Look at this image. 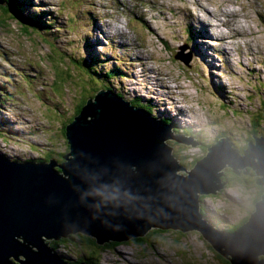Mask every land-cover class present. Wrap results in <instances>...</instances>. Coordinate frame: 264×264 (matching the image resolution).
I'll return each mask as SVG.
<instances>
[{"label":"rangeland","instance_id":"1","mask_svg":"<svg viewBox=\"0 0 264 264\" xmlns=\"http://www.w3.org/2000/svg\"><path fill=\"white\" fill-rule=\"evenodd\" d=\"M22 1L27 14L45 12L40 25L48 23L51 29L26 32L0 9V154L5 159L61 161L68 151L63 126L106 83L120 84L125 92L115 95L132 106L147 105L152 117L169 120L173 135L199 143L163 141L184 169L175 175L187 176L194 161L221 137L239 154L248 141L255 143L254 136L264 138V0ZM184 5L187 10H180ZM28 25L33 31L38 23ZM176 50L189 57V66L174 59ZM87 64L100 72L93 75L101 81L87 75ZM110 65L124 75L106 79L103 72ZM142 65L147 86L158 82L168 88L155 102L147 99L143 86L137 96L131 91L130 78ZM171 109L177 113L169 114ZM8 119L11 127L5 125ZM239 172L226 165L220 191L196 193L199 218L212 228L232 233L254 211L262 189L255 183L258 176L247 167ZM71 236L52 239L49 246L72 264L86 263L82 255L89 251L94 254L88 264H230L195 229L151 227L144 237L108 243L104 249Z\"/></svg>","mask_w":264,"mask_h":264},{"label":"water","instance_id":"2","mask_svg":"<svg viewBox=\"0 0 264 264\" xmlns=\"http://www.w3.org/2000/svg\"><path fill=\"white\" fill-rule=\"evenodd\" d=\"M170 128L100 89L65 125L63 162L0 154V264H12L9 256L20 264H69L48 241L82 233L104 245L144 236L151 227L195 229L230 264H264V138L254 136L239 154L221 137L181 177L175 171L184 169L163 141L199 143ZM226 165L237 174L253 169L263 187L248 220L232 233L201 221L196 202V193L215 194L225 185Z\"/></svg>","mask_w":264,"mask_h":264},{"label":"trees","instance_id":"3","mask_svg":"<svg viewBox=\"0 0 264 264\" xmlns=\"http://www.w3.org/2000/svg\"><path fill=\"white\" fill-rule=\"evenodd\" d=\"M4 1V4H2V5H0V9L2 10V13L3 14H8V16H10V18L11 19H14V20H16L17 22H20V24L22 25V29L24 30V31H26V32H28V31H30V32H35V31H42V32H44V33H48L49 32V29H51L50 28V24H48V23H46V24H44L43 26H41L40 25V21L42 20V18H43V16L44 15H46V13L45 12H41V11H39V12H36V13H34L33 15H31V14H27V13H25V10H24V4H23V1L22 0H3ZM33 22H36V23H38V26H37V28H36V30H31L30 29V27H29V25H28V23H33ZM53 22V21H52ZM86 41V40H85ZM90 45H88V48H89V52L88 53H90V52H92L91 50H92V48H90V46H91V43H89ZM87 53V54H88ZM83 59H84V57L83 58H81L80 59V61H79V63L80 62H82L83 61ZM85 62H87V61H85ZM77 63H78V59H77ZM94 65H90V64H87L86 65V67H85V69L87 70V75H89V77L90 78H92V79H94V82L95 81H100L98 78L97 79H95V77H94V75H93V73L94 74H96L95 73V71H94ZM117 67V66H116ZM118 69H120L119 67H117ZM99 74H100V72H99ZM99 74H96L97 76H99ZM106 76H108V77H110V78H113V74H111L109 71H107V72H105L104 73ZM89 81H92V80H90V79H88ZM93 82V81H92ZM3 89H0V95H2L3 94ZM132 103V102H131ZM85 104V101H83L80 105H78L77 106V110H76V112H75V114H73V116H75L76 114H78V112L80 111V108L82 107V105H84ZM144 105V104H143ZM139 106V105H138ZM145 107L147 106V105H144ZM143 107V106H142ZM146 110L147 111H149V112H151L150 111V109H148V108H146ZM73 116L68 120V121H70L72 118H73ZM162 122H164L165 124H168L169 123V121L168 120H164V119H162L161 120ZM66 125V124H65ZM64 125V126H65ZM63 126V127H64ZM63 135H64V137H65V131H64V128H63ZM194 162H196V161H194ZM193 162V163H194ZM195 164V163H194ZM200 214H201V211H200ZM241 225H242V223H240ZM233 227H235V229H237V226L235 225V226H233ZM231 228V227H230ZM230 228H228L227 230H229ZM68 239H72V240H74V241H77V242H83L84 244H88V245H90V246H96V247H99V245L98 244H96L95 243V241L93 240V239H90V238H88L87 236H85V235H83V234H81V233H77V234H75L73 237L71 236L70 238H68ZM64 240H66V239H64ZM111 244H115L114 242H111ZM116 244H118L117 242H116ZM104 246H108L107 244L106 245H103L101 248L102 249H104ZM87 251V250H86ZM94 254V251H89V254H87V252L86 253H83V255H82V257L84 256V257H86V259H85V262L87 263V260H88V258H90L92 255ZM81 260L80 259H77L76 260V262H80ZM88 264V263H87Z\"/></svg>","mask_w":264,"mask_h":264},{"label":"bare ground","instance_id":"4","mask_svg":"<svg viewBox=\"0 0 264 264\" xmlns=\"http://www.w3.org/2000/svg\"><path fill=\"white\" fill-rule=\"evenodd\" d=\"M106 7V6H105ZM138 7V5L137 4H135V8H137ZM153 7V9H156V6L155 5H153L152 6ZM134 8V9H135ZM180 10H182V11H184V10H187V5H184L183 7H180ZM138 16H139V14H138ZM143 16H145V14H143ZM217 25V24H216ZM116 30L118 31V33H119V30L116 28ZM104 35H109L108 33H106V32H103V31H101ZM239 34V33H238ZM112 37L114 38V37H117V35L116 34H114V35H112ZM226 37H230V38H235L233 35H230V36H225V35H223L222 36V39H225ZM123 43H125V42H123ZM96 54V53H95ZM173 56H175L174 57V59H176V60H178V61H180L181 63H183L185 66H189V62H190V60L188 59V58H185V57H183V53H181V50H179V51H177L176 50V52L174 53V55ZM92 62H94V63H96L94 60H92ZM91 62V63H92ZM106 62V61H105ZM101 64V63H100ZM137 70H138V73H137V75H133V77H131L130 79L134 82V86H133V88L131 89V91H132V93H134V95H139V92L137 91V89H138V87L139 86H143L144 88H145V90H146V92L147 93H149L150 94V96L149 97H147V99H149V100H151L152 102H155V98L156 97H158V96H160L161 95V93H160V90L162 89V90H168V88H165L164 86H162L160 83H158V82H154V83H152L151 85H149V86H147L146 85V82L144 81V80H142L143 79V76L144 75H146V71H145V69H144V66L142 65V66H140V67H137ZM107 71H109L111 74H113L112 76H113V78H110V77H108V76H106L104 73L105 72H107ZM103 75L106 77V79H109L110 78V80L112 81V80H114L116 77H121V76H123L124 75V73H122V72H120L119 70H117V67L116 66H113V65H110V66H108V67H106L105 68V70H104V72H103ZM35 77V76H34ZM99 79V78H98ZM100 80V79H99ZM101 81V80H100ZM158 81H160V79L158 80ZM106 83V82H105ZM142 84H144V85H142ZM122 86H123V84H122ZM95 87V86H94ZM120 87H121V85L120 84H118V85H114V84H108V83H106V85H105V87H101V90H103V91H105V90H110L111 92H113L114 94H115V92H117V91H119L120 93L121 92H125L124 91V89H120ZM177 87L178 88H181L180 86H178L177 85ZM98 88H100V87H97L96 89H95V91L96 92H98L100 89H98ZM123 88V87H122ZM171 93V92H170ZM93 94V96L95 95V93L93 92L92 93ZM93 98V97H92ZM92 98L90 99V100H92ZM87 101V100H86ZM125 101H127V102H131L130 100H125ZM143 105L141 104V105H139V106H137V107H139V108H141V109H143V110H145V108H144V106L142 107ZM177 108L179 109V110H181V111H183V107H181V106H177ZM166 112H168V111H166ZM169 114H174V113H177V111H175V110H170L169 112H168ZM178 122L180 121L177 117H174ZM6 119V118H5ZM6 121V126L7 127H11V120H5ZM188 124V123H187ZM174 125H177V123H174ZM181 125V124H180ZM182 136H185V135H182ZM185 137H187V136H185ZM221 189H219L218 191H220ZM217 191V192H218ZM210 194V193H209ZM238 199V198H237ZM239 200V199H238ZM200 206H198V208H199ZM172 229V228H171ZM118 243V242H117ZM46 247V246H45ZM47 248V250L49 251V253L53 256V252L48 248V247H46ZM128 254V253H127ZM8 260L12 263V264H20L18 261H16V260H14L13 259V257L12 256H9L8 257Z\"/></svg>","mask_w":264,"mask_h":264},{"label":"clouds","instance_id":"5","mask_svg":"<svg viewBox=\"0 0 264 264\" xmlns=\"http://www.w3.org/2000/svg\"><path fill=\"white\" fill-rule=\"evenodd\" d=\"M49 14H51L50 12H49ZM174 57V56H173ZM117 95H119L118 93H116ZM120 96V95H119ZM263 107H264V105H263ZM263 109V108H262ZM145 110H146V108H145ZM147 111V110H146ZM147 112H149V111H147ZM149 113H151V112H149ZM74 117V116H73ZM157 120H159V121H161L162 119H157ZM169 121V120H168ZM69 122V121H68ZM162 122V121H161ZM162 123H164V122H162ZM170 123V122H169ZM168 123V124H169ZM67 124V123H66ZM165 124V123H164ZM65 127V126H64ZM65 140H66V138H65ZM66 144H67V142H66ZM67 146H68V144H67ZM68 152V151H67ZM66 152V153H67ZM63 154H65V153H63ZM49 159H51V158H48L47 160H35V161H48ZM54 160V159H53ZM64 161V159L62 158V156H61V161H59L58 163H60V162H63ZM259 186H261V185H259ZM261 192H262V190H263V187L261 186ZM260 196H261V194H260ZM260 196H259V199H260ZM258 199V200H259ZM210 225V224H209ZM239 227V225L237 226V228ZM149 231V230H148ZM148 231H147V233H148ZM82 234V233H81ZM84 235V234H83ZM86 236V235H85ZM145 236V235H144ZM144 236H141V237H144ZM90 237V236H89ZM141 237H137V238H141ZM63 238H65V237H62V238H60V239H58V240H64ZM90 238H92V237H90ZM93 240H94V238H92ZM135 239V238H134ZM57 240V241H58ZM53 240H50V241H48V243H50V242H52ZM111 242H114V241H109V242H107V243H105L104 245H106V244H108V243H111ZM62 261V260H61ZM63 261H65V260H63ZM66 263H69V262H67V261H65ZM69 264H72V263H69ZM84 264H86V263H84Z\"/></svg>","mask_w":264,"mask_h":264}]
</instances>
